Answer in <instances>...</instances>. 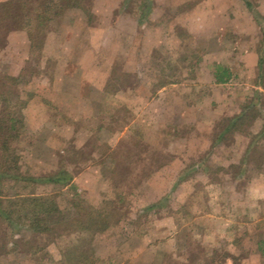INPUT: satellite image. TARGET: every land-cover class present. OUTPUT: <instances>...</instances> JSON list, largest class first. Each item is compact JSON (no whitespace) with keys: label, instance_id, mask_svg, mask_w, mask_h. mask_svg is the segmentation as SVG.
Here are the masks:
<instances>
[{"label":"rangeland","instance_id":"rangeland-1","mask_svg":"<svg viewBox=\"0 0 264 264\" xmlns=\"http://www.w3.org/2000/svg\"><path fill=\"white\" fill-rule=\"evenodd\" d=\"M82 5L62 4L36 30L35 45L27 29L0 30V111L6 114L8 102L22 118L12 146L21 171H66L71 178L66 185L15 187L49 197L58 210L48 216L47 234L31 231L26 217L14 214V227L0 218V264H264L257 247L264 238V137L256 127L264 114V62L260 75L250 74L239 54H264V0ZM203 7L239 19H214L204 29L194 22L196 31L188 33L184 15ZM247 20L259 28L229 31L247 28ZM219 49L238 64V78L232 90L214 93L254 97V80L262 93L243 130L214 143L222 118L183 109L186 97L203 92L185 85L189 66ZM173 80L184 85L171 86ZM7 186L2 212L12 209ZM98 212L107 217L106 230L74 229ZM83 253L88 259L79 263Z\"/></svg>","mask_w":264,"mask_h":264},{"label":"trees","instance_id":"trees-1","mask_svg":"<svg viewBox=\"0 0 264 264\" xmlns=\"http://www.w3.org/2000/svg\"><path fill=\"white\" fill-rule=\"evenodd\" d=\"M62 4L67 7H83L82 0H9L0 3V30L10 27L13 29H27L32 45H35L37 38H35L36 30L41 31L52 17L57 16L61 12ZM32 5V7H30ZM30 8V9H29ZM25 9H27L25 11ZM61 9V10H60ZM35 17V18H34ZM34 28L31 27L35 22ZM1 38V36H0ZM261 64L264 59H260ZM215 79L217 82H226L230 74L226 69L216 66ZM256 107L255 102L251 104ZM251 105L245 107L243 113L236 117H231L222 120L219 124L214 143L220 142L229 133L242 131L245 125L244 120L248 109L253 108ZM9 103H5L6 114L0 111V209L3 207L2 196H6L4 188L11 185L14 191L9 194L10 207L13 209L9 211L0 210V218L5 219L12 227H14L13 215L16 214L19 218L29 219L28 228L35 233H48L53 230L52 223L48 220V216L54 211L58 210V206L52 199L47 196H38L33 192L22 193L15 190L17 185H24L25 187H36L39 184H67L71 180L66 171L56 172L49 176L35 177L25 174L21 171L19 166V158L16 154L13 144L19 140L23 125L22 118L19 115L8 111ZM259 136L264 137V125ZM8 187V186H7ZM10 187V186H9ZM74 229H94L102 232L107 229L109 222L103 213H88L85 216L83 223L77 222ZM258 250L264 255V238L257 242ZM88 259L87 255L83 253L78 256L79 263H84ZM221 261L215 262L211 260V264H221Z\"/></svg>","mask_w":264,"mask_h":264},{"label":"crops","instance_id":"crops-1","mask_svg":"<svg viewBox=\"0 0 264 264\" xmlns=\"http://www.w3.org/2000/svg\"><path fill=\"white\" fill-rule=\"evenodd\" d=\"M195 11V10H194ZM193 8L192 10L188 11L186 14L184 15L186 17L185 21L187 22L186 24L188 25V28L186 29V31L188 33H193V31H196V28L193 27L192 24H194V22H203L202 25V29H204V25L205 23H210L211 20H217L222 23L228 22L230 25L233 24L235 25L236 23H232L234 21H237L236 17H231L229 18L227 12L222 10H218V13H215L214 10H210V9H205L203 7V9H197V11L194 12ZM214 12V13H213ZM245 10L241 13V15H244ZM246 13V12H245ZM142 14H140V18H142ZM228 17V18H227ZM128 18V17H127ZM125 20V18H124ZM130 20V18H129ZM133 20V19H132ZM230 22H229V21ZM128 21V20H127ZM131 21V20H130ZM134 21V20H133ZM248 24L247 28H241L240 30L237 28H233L231 29V26L229 28V31H232L235 35L238 33H244V31L248 32H255L259 26H254L255 22L251 23L250 20H247ZM140 22V21H139ZM256 25V24H255ZM225 27V25H223ZM220 28V27H219ZM200 27H197L198 31H205L202 30ZM175 36V35H174ZM206 36V34H205ZM204 36V37H205ZM209 37V36H207ZM176 40L179 42L180 37L179 34L176 33ZM236 50V49H234ZM236 53V52H235ZM240 56L244 58L243 61H247L246 62V69L248 68L250 74L253 73L254 75H260L261 71H262V67H261V62L260 59L264 58V54L263 56H261L260 51L257 52V50H244L241 51ZM226 54L224 53V51L222 50H217L216 52H211V51H206V53H204V55H202V59L199 60L198 63L196 64H191L189 66V69L191 71V74L188 75V79H186L185 81L187 82V84H185L187 87L192 86L194 88H197L199 90H202L203 92H200L196 98L195 97H186L185 100V104L186 106L184 107V111L187 114H191V113H196L197 115H201L202 113H204V111L206 112L205 116H210V118L217 120L222 118L221 120L227 119V118H231V117H236L239 116L243 113L245 107H247L246 105H244V101H247L250 99V101L248 102L249 105H251L252 103L255 102L256 107L258 105V98H260L261 93H262V83H260V81L254 80L252 81L250 84H248V87H251V89H254V97L253 96H230V93L228 92V94H219V93H214V89L216 87L218 88H222V89H231L232 86H235L236 80L238 78V69L237 66L238 64L235 61H231V58H227V59H222L223 56H225ZM227 55H230L227 54ZM207 58H210V61L207 62ZM212 58V59H211ZM216 66H220L223 69H226L229 74L230 77L226 82H217L215 79V72H216ZM191 76V77H189ZM196 78V79H195ZM255 79V78H254ZM189 82V84H188ZM171 86H178L179 88H182L181 85H184L182 83H178V81H172L170 83ZM168 85H162L160 87V89L158 90V95H160V98L162 97V93L167 89ZM177 87V88H178ZM217 89V88H216ZM232 90V89H231ZM213 91V92H212ZM249 95V94H248ZM157 98V96L155 97ZM160 98H158L160 100ZM173 101H175L177 99V103L180 102V98L178 97H173ZM252 106V105H251ZM253 107V106H252ZM253 107V108H256ZM263 113V112H261ZM263 116L264 114H262V119L260 118L259 120H261V122H256V127L257 130H262V127L264 125L263 122ZM256 118H259V116H257ZM209 124V123H208ZM211 124V122H210ZM218 124V123H217ZM217 126V125H216ZM258 247V246H257Z\"/></svg>","mask_w":264,"mask_h":264}]
</instances>
